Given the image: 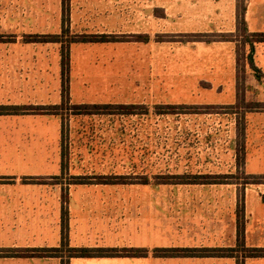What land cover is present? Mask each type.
<instances>
[{
  "label": "rangeland",
  "instance_id": "1",
  "mask_svg": "<svg viewBox=\"0 0 264 264\" xmlns=\"http://www.w3.org/2000/svg\"><path fill=\"white\" fill-rule=\"evenodd\" d=\"M135 3L130 6L127 0H0V75L9 76L6 84L19 87L38 84L40 103H52L34 106L38 108L36 113L42 114L47 109L55 115L57 152L65 172L51 183L61 182L62 190L67 192L72 176L79 175L75 179L82 182H99L101 175H111L109 178L121 175L125 183L105 186L104 190L117 193L187 191L197 187L176 184L191 178L184 175L225 171L235 166L234 173L218 174L221 177L218 179L236 181L231 189L239 195L248 189V193L264 197V174L248 175L244 171L246 149L264 150V85L255 88L247 82L244 51L237 49L235 105L156 104L152 90L155 85L156 94L164 103L198 104L214 100L218 94L216 90L197 91L186 87L181 81L183 77L175 74V51L154 50L157 45L171 49L177 41L206 37L170 33L176 31L174 23L155 18V15L161 17L155 8V15L149 19L142 0ZM102 33L115 40L74 42ZM54 35L59 37L58 42L38 38ZM144 36L150 37L148 43H143ZM148 47L151 51H145ZM66 51L69 66L63 71L62 54ZM160 58L162 72L156 66ZM165 69L171 71L167 74ZM4 83L0 80V84ZM257 97L261 100H253ZM62 101H67V107L74 104L133 106L129 108L131 114L122 113L117 106L93 109L90 114L75 113L78 110L73 108L52 109V105H60ZM25 107L29 108L27 112L33 111V107ZM160 111L167 114L157 115ZM184 172L187 173L180 174ZM142 175L148 176V184H142ZM145 209L120 207L121 213L138 215ZM150 209L153 219H159V213L175 219L173 215L181 210L179 207ZM232 220L240 224L244 243L247 230L248 239L261 240L263 246L258 247H264V207H248L247 211L241 201L233 210ZM156 240L153 236V241ZM165 248L176 247H160L153 252L162 254L161 249ZM233 255L236 264H244L249 259L244 257L241 248ZM248 264L261 263L252 259Z\"/></svg>",
  "mask_w": 264,
  "mask_h": 264
},
{
  "label": "crops",
  "instance_id": "2",
  "mask_svg": "<svg viewBox=\"0 0 264 264\" xmlns=\"http://www.w3.org/2000/svg\"><path fill=\"white\" fill-rule=\"evenodd\" d=\"M135 2L136 0H127L130 6H134ZM142 3L145 10L148 9L149 19L155 8V12L161 14V17L154 14L155 18L167 22L169 20L176 25V31H169L170 33L231 35L226 40L215 38L216 40L208 43L188 38L175 42L171 49L163 45L155 46V51H175V74L183 77L184 80L181 81L186 87L197 91L216 90L218 94L216 99L198 104L164 103L158 98L155 85L152 90L156 96V104L235 105L238 100V48H241L239 51H244L246 60L248 55L251 56L256 68V71L252 69L247 60L244 65L247 82L254 84L255 88H263L264 41L248 43L239 30L237 14L239 7L244 6L247 34L264 33V0H142ZM149 40L148 36L143 43H148ZM145 51H151V47ZM8 52L12 53L5 51ZM156 66L162 72L161 58ZM165 70L167 74L171 71ZM6 76L9 77L6 73L0 75V80L5 82L0 84V105L35 108L41 104H52L40 103L38 84L35 87L6 84ZM160 77L163 75H159ZM160 84L162 85L161 82ZM223 92L227 93L225 97ZM253 100L261 99L257 97ZM163 114L167 113H157L159 116ZM53 116L55 115L50 114L47 109L42 114L33 110L0 115V249L60 247L64 218L70 247L136 248L143 249L146 253L143 256L73 257L69 264H236V256L161 257L153 252V249L160 247L214 249L235 246L237 224L232 220L233 210L241 201L247 211L248 207H264V197L258 193H248V189L243 195H239L236 190L231 189V186L237 184L236 181L206 184L200 178H195L206 174H232L235 166L225 171L186 174L184 176L191 175V178L176 182L190 188L196 186L197 190L108 192L104 190L105 186L121 184L119 180H115L120 175L112 178H107L111 175H101L106 176L105 179H109L111 183L103 182L105 179L101 177L99 179L102 181L99 182H82L75 179L79 176L76 175L71 177L73 182L67 184L65 192L61 188V182L51 183V180L65 172L62 157L57 152L56 121ZM246 152L245 174H264V150L248 147ZM185 173L187 172L180 174ZM142 176V184H148V176ZM63 185L65 188L66 184ZM120 207L147 209L138 215L128 214V211L121 213ZM151 207H179L181 210L173 215L175 219H169L167 214L162 213L158 214L159 219H153ZM247 232L246 230L245 246H263L261 240L251 242ZM153 236L158 240L153 241ZM252 259H258L264 264V258H249L244 264ZM0 264H61V258L7 256L0 257Z\"/></svg>",
  "mask_w": 264,
  "mask_h": 264
},
{
  "label": "trees",
  "instance_id": "3",
  "mask_svg": "<svg viewBox=\"0 0 264 264\" xmlns=\"http://www.w3.org/2000/svg\"><path fill=\"white\" fill-rule=\"evenodd\" d=\"M244 6L239 7V11L237 14L238 18V27L239 30L242 32L244 39L252 44L253 41L261 42L264 41V33H254V34H247L246 32V24L244 21ZM68 30H65V33ZM202 37H206L205 39H198L205 42H211L212 40H226L231 37L229 34H215V35H208L204 34L201 35ZM213 37L212 39L207 37ZM37 38V37H35ZM38 38H45L43 41H49L47 38H50V41L58 42L59 37L54 35L52 37H38ZM115 37L111 35L99 34V35H92V36H85L80 40H75L74 42H105V41H113ZM147 37L144 36L143 41H146ZM248 62L252 69L256 71V68L253 65L251 60V56L248 55L247 57ZM69 66V57L68 51L62 54V67L63 71L67 70ZM67 101H62L60 105H55L52 107L53 110L56 108L60 109H76L78 110L75 113H92L91 110L93 109H100V108H108L112 106H117V108L123 110L122 113L131 114L130 111L133 105H126V104H119V105H112V104H74L71 107H67ZM34 111L38 108H32ZM29 110V108L23 106H2L0 105V115L2 114H21L25 113ZM56 114V112H55ZM58 115V114H57ZM64 165L62 164V168ZM101 178L105 179L106 176H100ZM123 176H119V183H125ZM109 178V177H107ZM195 178H200V181L203 183H223V181L219 180L218 178L221 177H214L209 174L202 175V176H195ZM218 179V180H216ZM105 183H111L105 179L103 181ZM64 215V213H63ZM67 223L66 220L63 218L62 221V237H61V244L60 247L55 248H35V249H0V257H60L61 264H69V260L73 257H103V256H143L145 255V250L143 249H136V248H89V247H70L67 239ZM241 248L243 252H245V258H264V247H247L244 243V233L240 227V224L237 225V244L235 247L231 248H214V249H179V248H165L162 254H158L161 257H175V256H230L235 257L234 252ZM67 252V255H64V252Z\"/></svg>",
  "mask_w": 264,
  "mask_h": 264
}]
</instances>
